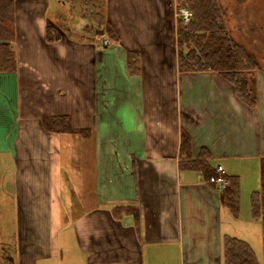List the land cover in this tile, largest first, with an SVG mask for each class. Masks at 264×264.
<instances>
[{"label":"crops","instance_id":"crops-1","mask_svg":"<svg viewBox=\"0 0 264 264\" xmlns=\"http://www.w3.org/2000/svg\"><path fill=\"white\" fill-rule=\"evenodd\" d=\"M55 1L57 12L51 0H14L5 41L16 66L0 71L12 181L2 262L226 264L233 212L210 176L257 164L262 187L264 69L249 106L220 72L180 70L173 0H102L117 40Z\"/></svg>","mask_w":264,"mask_h":264},{"label":"trees","instance_id":"trees-1","mask_svg":"<svg viewBox=\"0 0 264 264\" xmlns=\"http://www.w3.org/2000/svg\"><path fill=\"white\" fill-rule=\"evenodd\" d=\"M192 6L193 17L187 25L178 28L179 50L178 62L181 71H203L214 70L223 74L236 88L238 96L249 106L258 103V91L256 83V71L260 69L252 53L227 35L225 23L219 15L217 3L213 0H188ZM14 0H0V71L15 70V50L10 43L15 37L14 31ZM92 18V17H91ZM92 20L98 28L108 31V34L118 39V35L112 26L105 23L102 10L98 16L93 15ZM48 37L57 39L55 31L49 27ZM52 32V33H51ZM4 41V42H1ZM132 56V53H131ZM132 64L137 58L131 57ZM64 128H67L66 118H60ZM186 144V136H184ZM262 173H264L263 164ZM215 172L210 178L218 177ZM229 181V185L223 190L225 206L235 215L240 213V178L238 176L223 175ZM262 186L264 181L262 179ZM212 185L217 187L213 182ZM252 213L254 217L261 220L264 225V212L261 217L259 212L264 211V196L261 191H254L251 195ZM260 215V217H259ZM224 262L226 264H261L253 247L245 240L235 236L224 238ZM1 259V258H0ZM0 264H4L0 260Z\"/></svg>","mask_w":264,"mask_h":264},{"label":"rangeland","instance_id":"rangeland-1","mask_svg":"<svg viewBox=\"0 0 264 264\" xmlns=\"http://www.w3.org/2000/svg\"><path fill=\"white\" fill-rule=\"evenodd\" d=\"M62 1L67 2L69 11L75 16V22L79 21L80 23H85L87 20L90 27H92L90 25V20L93 18V15L98 16V12L102 10L103 2L102 0ZM213 1L218 5L219 15L225 23L227 35H230L235 38L236 41L243 44L260 64V70L264 69V0ZM57 5V1L51 0V8H54L55 12H57ZM184 5L192 10V6L189 4L188 0H173V4H171L173 8ZM193 17L197 18V13H194ZM180 25L181 23L178 24V28ZM84 28H87V26L84 25ZM8 164L9 161L7 159L2 160V157H0V165H2V168H0V212L2 210L4 214H6V212L2 209L1 205L9 200V193L12 185L11 177L7 172L9 167ZM250 167L246 165L245 162L244 166L240 167V173H236L242 185L240 194V213L237 217L228 209H225V230H229L230 236H235L247 241L256 252L260 263L264 264V225L262 226L259 221L253 219L251 203L252 192L258 189L260 166L258 167L256 164L254 168L251 167L250 169ZM262 179L264 181V173L262 174ZM259 190L264 196V187L262 186ZM262 210L259 212L261 217L264 212ZM10 225L9 221H0V228L4 229L3 231L6 232V237L0 238L1 241L5 239V241H8L10 239L8 237ZM0 260L2 261L3 259Z\"/></svg>","mask_w":264,"mask_h":264},{"label":"built area","instance_id":"built-area-1","mask_svg":"<svg viewBox=\"0 0 264 264\" xmlns=\"http://www.w3.org/2000/svg\"><path fill=\"white\" fill-rule=\"evenodd\" d=\"M174 16L178 28L179 23H182L183 25H187L191 22L193 18V11L189 9L186 5L180 7L176 6L174 8ZM104 44H109V40L104 39ZM216 171L219 176L215 180V183L219 190H224L229 184V181L223 177V175L225 174V170L221 165H219L217 166Z\"/></svg>","mask_w":264,"mask_h":264}]
</instances>
